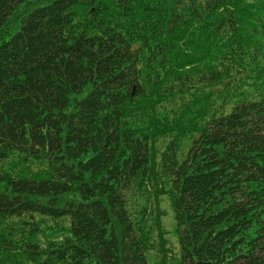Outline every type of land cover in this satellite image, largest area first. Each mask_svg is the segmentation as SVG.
Instances as JSON below:
<instances>
[{
    "label": "trees",
    "instance_id": "16d2710c",
    "mask_svg": "<svg viewBox=\"0 0 264 264\" xmlns=\"http://www.w3.org/2000/svg\"><path fill=\"white\" fill-rule=\"evenodd\" d=\"M0 264H264V0H0Z\"/></svg>",
    "mask_w": 264,
    "mask_h": 264
},
{
    "label": "rangeland",
    "instance_id": "374dc122",
    "mask_svg": "<svg viewBox=\"0 0 264 264\" xmlns=\"http://www.w3.org/2000/svg\"><path fill=\"white\" fill-rule=\"evenodd\" d=\"M161 209L163 210V216H162V223L164 226V230H166V243L165 245L167 246V248H170L168 251V256L170 254H176L178 251V245H177V241L175 238V233H174V221L172 218V209L169 205L168 199L163 196L162 198V202H161ZM63 223V221H62ZM42 226V230L43 233H45L43 235V233L41 232L38 236L39 241H41L42 243H44V241L47 238H53V239H62L66 234V230L64 227H53L54 225H57L53 223V221H49L48 219H44V221H41ZM45 236V237H44ZM155 239V238H154ZM152 240L151 242V250L149 252V255L157 257L159 256V248H160V241L158 239ZM163 245V244H162ZM163 247V246H162ZM170 262L172 261V257H169L168 259Z\"/></svg>",
    "mask_w": 264,
    "mask_h": 264
}]
</instances>
